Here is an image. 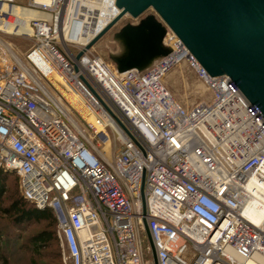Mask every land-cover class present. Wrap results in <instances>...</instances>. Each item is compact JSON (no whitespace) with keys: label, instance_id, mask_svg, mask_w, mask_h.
Segmentation results:
<instances>
[{"label":"built area","instance_id":"obj_1","mask_svg":"<svg viewBox=\"0 0 264 264\" xmlns=\"http://www.w3.org/2000/svg\"><path fill=\"white\" fill-rule=\"evenodd\" d=\"M48 1L0 0L35 13L26 52L0 41V170L52 211L63 263L154 264L146 225L156 264H264V213L244 216L264 198V120L238 88L167 27L163 55L119 73L85 49L109 23L93 34L92 12L115 0ZM181 62L210 92L189 110L163 83Z\"/></svg>","mask_w":264,"mask_h":264},{"label":"water","instance_id":"obj_2","mask_svg":"<svg viewBox=\"0 0 264 264\" xmlns=\"http://www.w3.org/2000/svg\"><path fill=\"white\" fill-rule=\"evenodd\" d=\"M115 7L118 13L85 49L123 17L137 19L152 10L155 15L122 27L126 49L117 60L119 73L144 69L163 55L167 27L208 77L226 76L264 120V0H115Z\"/></svg>","mask_w":264,"mask_h":264},{"label":"rangeland","instance_id":"obj_3","mask_svg":"<svg viewBox=\"0 0 264 264\" xmlns=\"http://www.w3.org/2000/svg\"><path fill=\"white\" fill-rule=\"evenodd\" d=\"M5 9L6 6H0ZM16 14L22 18L34 15L35 13L29 11H19L16 9ZM149 15H155L152 10H147L142 16L137 19H132L130 16L123 17L116 25L110 28L90 49L91 52L97 56H100L112 69L117 68V60L122 58L125 53L124 41L119 37L122 27L125 25H137L139 21ZM7 26V25H6ZM29 35L17 36L8 34L0 30V41L4 44L15 46V48L21 52H26L32 45V38L26 37ZM50 79L56 88L63 94V96L69 100L71 93L63 86L62 82L55 75H50ZM163 83L165 88L173 96V98L184 108L191 109L200 101H206L210 98V92L197 76L196 71L188 63H179L173 66L164 76ZM15 173L14 171H8ZM7 216L0 215V227L3 229L4 239H6L4 252L10 259L9 264H30L27 252L18 250V243L22 242L28 234H30L36 227L23 229L19 231L10 224L7 223ZM37 229V228H36ZM20 235L21 241L16 243L15 236ZM58 244V250L60 254V262L63 263V248L61 247L59 240L56 237ZM52 252L55 254L57 249L54 247ZM57 254V253H56ZM188 255H192V251H188ZM46 259L38 261V264H45Z\"/></svg>","mask_w":264,"mask_h":264},{"label":"trees","instance_id":"obj_4","mask_svg":"<svg viewBox=\"0 0 264 264\" xmlns=\"http://www.w3.org/2000/svg\"><path fill=\"white\" fill-rule=\"evenodd\" d=\"M18 176L6 170H0V215H6L11 227L23 229L36 227L23 238L15 236L18 250L27 252L30 264H38L46 259L45 264H61L58 244L56 241V221L48 208L38 209L26 201L18 189ZM3 229L0 227V264H9L10 259L4 252L5 241ZM57 249L55 254L52 252ZM57 253V254H56Z\"/></svg>","mask_w":264,"mask_h":264},{"label":"bare ground","instance_id":"obj_5","mask_svg":"<svg viewBox=\"0 0 264 264\" xmlns=\"http://www.w3.org/2000/svg\"><path fill=\"white\" fill-rule=\"evenodd\" d=\"M49 2L48 0H39V2ZM19 11V9H17ZM100 11V12H99ZM98 8L94 9V22H95V31L93 34H96L99 30L103 28V26L110 22L111 19L118 13L117 9H114L112 13L110 9H108L107 4H103L100 6V10ZM8 15L7 23L4 22V16ZM14 17L13 18L11 16ZM0 30L4 31L8 34L13 35H29L30 30L27 25V19L22 18L16 14V10H12L6 6L5 9L0 8ZM15 22V23H14ZM5 23V24H4ZM7 25V26H6ZM71 105L77 109L85 118L91 121V118L86 114L82 105L78 102L76 97L71 94L70 99L68 100ZM264 213V198H251L245 203L244 216L249 219L253 223H258L261 215Z\"/></svg>","mask_w":264,"mask_h":264}]
</instances>
